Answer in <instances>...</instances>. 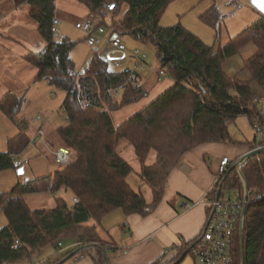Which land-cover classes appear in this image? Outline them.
<instances>
[{
	"label": "trees",
	"instance_id": "trees-1",
	"mask_svg": "<svg viewBox=\"0 0 264 264\" xmlns=\"http://www.w3.org/2000/svg\"><path fill=\"white\" fill-rule=\"evenodd\" d=\"M77 1L90 14L100 13L110 5L108 17L114 32L154 46L159 69L166 71L173 85L137 114L115 125L112 112L144 99L147 92L143 86L132 88L126 74L110 71L96 53L88 69L76 73L70 56L76 43L67 38L56 41L51 31L57 19L56 0H13L16 6L28 3L29 15L45 44L40 51L26 56L39 71L37 79L66 92L62 109L68 125L57 135L75 158L52 175L0 193V212L7 220L5 227L0 226V264L31 260L47 249L56 250L65 241L103 244L97 227L88 226L90 221L100 224L118 210L125 216L153 212L162 200L167 179L185 153L205 143L238 144L231 138L230 124L243 116L251 123L254 120L252 81L264 93V16L225 45L214 48L181 24L161 25L162 15L173 0ZM218 17L212 8L204 19L213 24ZM107 18L101 24L109 27ZM251 44L257 51L243 68L251 81L228 76L223 70L224 62ZM121 86L125 90L120 104L113 107L111 93ZM22 104L21 98L7 94L0 100V111L15 122ZM122 144L127 150L133 149L140 165L139 178L150 188V198L129 183L135 170L122 157ZM29 145L30 139L23 132L11 139L9 152H0V171L15 169V155L22 154ZM255 146V141L248 144L250 150ZM152 153L155 157L149 163ZM241 173L251 205L245 213L243 236L237 230L232 264H264V152L247 159ZM220 185L228 192H244L236 168L223 176ZM62 190L70 192L78 202L69 207L64 199L56 198L53 208L33 210L26 201L27 196ZM16 241L20 246L13 248ZM193 242L175 247L177 253L171 260L154 264H182ZM74 251L49 264H60L74 253L88 254L91 249L83 246ZM96 253V264H108L101 249Z\"/></svg>",
	"mask_w": 264,
	"mask_h": 264
},
{
	"label": "rangeland",
	"instance_id": "rangeland-1",
	"mask_svg": "<svg viewBox=\"0 0 264 264\" xmlns=\"http://www.w3.org/2000/svg\"><path fill=\"white\" fill-rule=\"evenodd\" d=\"M0 1L1 10L2 8L8 9L9 3L11 7L14 6L13 0ZM229 1L230 0H173L162 15L161 25L169 27L181 24L205 44L218 48L220 45L223 46L228 43L231 38L250 27L261 17V14L251 7V0H235L243 5V8L233 18L223 20L219 16L213 24L205 21L204 17L210 9L215 8L218 12V8L224 6ZM87 12V7L80 4L77 0H56V16L61 19V25L58 27L57 33H55V40L61 41L67 38L76 43L70 54L76 73L85 72L95 54V50L87 45L86 36L74 26L75 22L82 19ZM123 12L124 10L119 14L117 20L121 19ZM93 17H96L100 23L104 22L103 16H101L103 20L99 19V13L90 14L87 18ZM14 23L15 25H13ZM106 23L108 25L110 24V28L113 22H110L108 17ZM18 24H20V26ZM35 26H37L36 22L22 11L8 16V19L3 23V27L9 29L12 37L15 39H17V36L22 37V35H24L34 42L36 41L37 43L44 44V41L38 33V28L36 27L37 30L33 29ZM22 31L24 34L21 33L14 36V34ZM124 39L129 49H138L148 57L147 71L142 76V80L143 77L146 79L143 80V88L147 92V96L137 103L113 111L112 117L115 125H119L137 114L173 85V81L169 78L159 82L154 74V70L159 69L157 51L154 46L135 42L129 36H124ZM32 41L29 42L32 44ZM256 51L257 49L254 45H248L238 55L224 62V72L230 77L239 76L243 81H251L249 72L244 71L243 68L245 61L250 59ZM15 55H19V53L14 51V55H12L14 59H12L11 68L15 77L9 79L5 74L0 77L6 81L4 85L5 88L23 100L17 118L19 121L22 120L26 122L28 129L25 133L29 134L28 138L31 140L40 128H43L47 135H45L46 137L44 136V142H42L40 138L36 145H29L22 154L15 155V169L0 171V193H8L18 184L52 175L62 167L56 164L53 153L59 148H66L65 144L60 140L59 135H57L59 129L68 125V118L62 109V103L66 97V92L50 85L46 80L37 79L39 74L37 68L23 63V61L17 59ZM15 73L19 74L18 78H16ZM252 91V102L255 97H264L263 91L254 81H252ZM2 93L0 89V96ZM122 94L123 92H120L119 95L116 96L111 93L114 100L112 104L113 107L120 104ZM38 117L42 118V121L35 122ZM19 130L20 128L15 125V122H12L0 111L1 153L9 152V141L17 136L20 132ZM230 135L233 141L238 142L247 140L251 142L254 139L255 133L249 119L240 117L234 123L230 124ZM123 145L126 144H122L119 147V151H122L120 152L122 157H124L135 170L128 179L129 183L135 189H140L147 198H150V188L145 185V183H142L139 178L140 165L134 155L133 149L128 147L127 150V147H123ZM154 157L155 154L152 153L148 162L152 163ZM74 158L75 155L73 154V159ZM20 169L23 170L22 174H18ZM228 194L234 195L235 193L229 192ZM56 198L64 199L69 207L74 204L72 194L65 190L60 191L57 197H55L54 194L48 193L38 194L27 196L26 201L33 210L51 209L55 206ZM123 216V212L118 210L110 213L102 220L111 236L118 237L121 234V226L123 225L121 220L124 218ZM6 224L7 220L5 215L3 212H0V226L4 227ZM93 224L96 225L95 222L90 221L88 226ZM96 227L98 230L100 226L96 225ZM97 232L102 239H107L101 229ZM71 243V241H65L63 244L67 246ZM94 243L97 244L94 253L92 252L95 257L100 243L97 241ZM48 252H53V249H48L40 255H34V260H26L21 264L39 262L41 261L39 259H42L41 257L49 254ZM70 259L72 260V257ZM68 263L71 262L68 261ZM183 264L199 263H196L195 259L191 255H188Z\"/></svg>",
	"mask_w": 264,
	"mask_h": 264
},
{
	"label": "crops",
	"instance_id": "crops-1",
	"mask_svg": "<svg viewBox=\"0 0 264 264\" xmlns=\"http://www.w3.org/2000/svg\"><path fill=\"white\" fill-rule=\"evenodd\" d=\"M8 7V9L2 8V10L0 8V76L5 74L7 78L12 79L15 77L11 68V62L12 59H14L12 58L14 51L19 53V55H15L17 59H21L23 63L31 65L27 61L26 56L30 53L40 51L43 49L44 44L37 43L36 41L35 43L24 35L18 37L17 35L21 33L24 34L23 31L14 34V36H17V39L12 37L11 31L3 27L4 21L8 19V16H12L19 11L30 16L29 5L28 3L21 6H16L14 4V6L11 7L9 3ZM89 15L90 13L88 11L82 19L78 21L89 17ZM56 18L61 22L58 16H56ZM13 25H15V23ZM18 25L20 26V24ZM36 27L38 28V25L33 27V29L37 30ZM29 41H32V44ZM18 77L19 74H16V78ZM143 80L146 79L143 77ZM5 84L6 81L0 77V89L1 92H3L0 96V100L7 94L17 96L11 91H8L4 86ZM18 114L19 112L15 117V125L20 128V132L17 135L21 132H27L28 129L25 121L18 120ZM35 122L39 121L35 120ZM26 135L28 136L29 134ZM45 135H47V133H45ZM36 136L37 133L33 138ZM37 141L35 144L30 143V145H36ZM253 141L254 139L251 142L247 140L238 141V144L205 143L191 149L183 155L180 165L170 174L167 179L162 200L153 212L144 216L138 214L130 216L124 215V218L121 220L123 224L121 226L122 232L118 237L111 236L108 228L103 223L104 221L100 224H96L100 226L99 229H101L107 237V239H102L100 237L103 244L100 243L101 246L99 245V249H101L104 256H106L107 263L154 264L157 261H162V263L167 262L176 255L177 252L175 247H180L183 244L194 241L202 232L207 222L211 191L215 184L220 161L223 158H229L232 162L240 160L250 151L248 144ZM181 165H186L189 168V172H183L180 169ZM57 194H54L55 197H57ZM96 225L93 224L90 225V227H96ZM71 242L73 243L75 241L72 240ZM95 248L88 254H85L86 258L78 263L73 262L71 259H65L62 260L60 264H96V256L94 257L93 254ZM54 250L55 249H53V252H48L49 254L41 257L42 259H39L41 260L39 262L46 259H50L51 262L56 261L66 253L63 252L58 255L57 251ZM68 261L71 263H68Z\"/></svg>",
	"mask_w": 264,
	"mask_h": 264
},
{
	"label": "built area",
	"instance_id": "built-area-1",
	"mask_svg": "<svg viewBox=\"0 0 264 264\" xmlns=\"http://www.w3.org/2000/svg\"><path fill=\"white\" fill-rule=\"evenodd\" d=\"M243 5L235 0H230L224 6L218 8V15L223 20L233 18ZM111 6L108 5L103 11L99 13L101 16L107 18ZM61 22L55 19L52 23L51 31L55 34ZM75 28L86 36L87 45L95 50L97 57L107 65L108 69L115 73H124L128 76L129 84L132 88H141L144 83L142 76L147 71L148 57L138 49H129L125 43L123 36L114 32L113 28H109L100 23L96 18H86L75 23ZM158 81L169 78L166 71L163 69L154 70ZM170 79V78H169ZM125 90V86L119 87L113 91V95H119ZM253 104L256 109V116L252 121V128L255 136V148L252 150L264 148V97L253 98ZM37 121H42L38 117ZM44 129L40 128L37 131V136L33 138L30 143L35 144L38 138L44 142ZM250 150V151H252ZM55 162L62 166H68L73 160L72 152L67 148H59L54 153ZM243 158V157H242ZM232 162L229 158H223L218 166V171L215 178V184L211 191V200L209 201V214L207 222L194 240L190 249L191 255L196 263L199 264H232L233 247L237 230L240 233L245 226V213L251 205L250 194L245 192V183L241 176L242 167L247 160ZM237 169L244 184L243 194L229 195L228 191L223 189L220 181L225 174L232 169ZM180 169L188 173L189 168L186 165H181ZM264 199V195L261 196ZM74 204L78 202L76 198L73 200ZM94 242H73L70 245L64 246L59 243L56 248L57 254L63 252H75L80 247L86 246L93 250L96 247ZM20 243L15 242L13 248H18ZM86 258L85 254H75L72 260L78 263ZM50 259L35 264H49Z\"/></svg>",
	"mask_w": 264,
	"mask_h": 264
},
{
	"label": "water",
	"instance_id": "water-1",
	"mask_svg": "<svg viewBox=\"0 0 264 264\" xmlns=\"http://www.w3.org/2000/svg\"><path fill=\"white\" fill-rule=\"evenodd\" d=\"M250 5L253 9H255L257 12H259L261 14V16H264V0H251L250 1ZM264 152V148L263 149H257V150H252V151H249L248 153H246L242 160H247L249 158H251L252 156H255V155H258L260 153ZM23 173V170L20 169L18 171V174H22ZM241 176L244 180V183H245V192L246 194L248 195L249 194V190H248V187L246 185V181L241 173ZM241 236H243V231L241 232ZM74 254H72L71 256H69L66 260H69Z\"/></svg>",
	"mask_w": 264,
	"mask_h": 264
}]
</instances>
